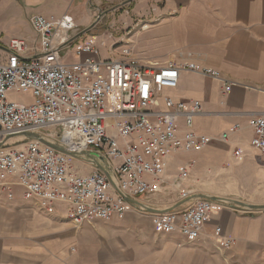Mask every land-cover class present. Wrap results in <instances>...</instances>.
I'll use <instances>...</instances> for the list:
<instances>
[{
  "label": "crops",
  "instance_id": "obj_1",
  "mask_svg": "<svg viewBox=\"0 0 264 264\" xmlns=\"http://www.w3.org/2000/svg\"><path fill=\"white\" fill-rule=\"evenodd\" d=\"M120 12L125 15L117 16ZM34 15L72 16L81 33L101 18L111 28L117 19L132 29L146 25L134 37L150 51L138 60L141 65L195 64L234 83L223 96L221 81L182 70L178 88L164 93L176 101L201 102L194 130L210 138L201 152L173 154L167 176L191 163L181 189L195 200H245L264 189V158L250 148L249 127L251 118L264 115V0H2L0 20L10 27L8 38L0 40L4 55L10 39L34 40L29 23ZM157 109H164L162 100ZM235 125L240 130L223 142L222 134ZM237 149L246 153L242 162L234 161ZM177 191L153 196L149 204L161 212L181 209L186 200ZM215 204L204 234L188 242L179 232L159 231L151 218L136 212L76 227L67 206L44 211L15 180L0 178V264H264V212ZM217 228L232 238L229 250L221 249Z\"/></svg>",
  "mask_w": 264,
  "mask_h": 264
},
{
  "label": "built area",
  "instance_id": "obj_2",
  "mask_svg": "<svg viewBox=\"0 0 264 264\" xmlns=\"http://www.w3.org/2000/svg\"><path fill=\"white\" fill-rule=\"evenodd\" d=\"M30 26L34 43L14 37L0 60V178L15 180L44 211L67 206L76 227L94 219L123 218L134 208L149 214L159 231L179 232L188 242L200 239L215 202L191 200L181 209L150 213L126 198L152 208L151 198L164 192L178 190L182 200L191 197L181 187L190 179L192 164L172 178L167 170L178 150L201 152L210 143L194 130L203 105L167 97L164 109H157L159 97L178 88L181 71L221 81L223 96L235 84L195 64L143 66L129 49L104 60L100 47L106 40L83 35L69 15H35ZM107 39L113 40V34ZM120 44L116 40L110 48L114 51ZM70 56L76 61L67 63ZM15 93L29 94L30 101L9 100ZM249 127L250 148L264 158V115L251 118ZM239 130L235 125L221 140L228 142ZM28 134H39L73 156L28 139ZM245 157L242 149L233 154L236 162ZM85 167L92 172L82 173ZM216 236L222 250L232 247V238L220 228Z\"/></svg>",
  "mask_w": 264,
  "mask_h": 264
},
{
  "label": "rangeland",
  "instance_id": "obj_3",
  "mask_svg": "<svg viewBox=\"0 0 264 264\" xmlns=\"http://www.w3.org/2000/svg\"><path fill=\"white\" fill-rule=\"evenodd\" d=\"M1 1L2 0H0V2ZM12 1L14 2V1H18V0H12ZM116 15L121 17L122 15H125V14L120 12V13H117ZM103 19L104 18H101L99 23H96V25H94L90 30H87L86 32L83 33V35H85V36L94 35V34L95 35H99L100 37H98V39H97L98 41L100 39H105L106 40V46L100 47V53H101V58L102 59L107 60V59L115 58L118 55L122 56L123 51L124 50H128V49L131 50L132 56L135 59H137V60H141L142 58H147L148 56H150V51H148L147 49H143V47L140 48L138 46L139 43H137L136 39L134 38L136 33L138 34L139 32H143L144 31V29L142 27L141 28L132 29V28H129L130 25L128 23H127V27H126L125 25H123V22L120 21V19L119 20L117 19V24H116L115 28H111V27L108 26V23H106L107 19H104V21H102ZM29 23H30V21H29ZM9 28H10L9 24H7L6 22H3V21L0 20V40L1 41H3V39H7L8 38V30H9ZM129 30L131 31V33H129ZM110 34H113V36H114L113 40L107 39V36L110 35ZM35 38H36V35H35ZM35 38H34V40H35ZM25 39H27V38H25ZM34 40H33V42L30 41V40L29 41L32 44V43H34ZM116 40L122 41V44L118 45L119 47L116 50L113 51L110 48V46ZM4 57H5V55L0 51V60L3 59ZM74 61H76L74 56H72V57L70 56L66 60L67 63H71V62H74ZM29 98H30V95L29 94H25V93H15V94L9 95V100H15V101H27V100L30 101ZM159 100L163 101V98L160 97ZM45 133H47V132H45ZM57 134L60 135L59 133H57ZM75 163H78V161H76ZM83 172H84V174L85 173H90V172H92V170L89 167H85L83 169ZM238 201H241V202L247 203V204H251V205H264V189L257 190L255 196H252V197L247 198L245 200H238ZM239 210L243 211L244 213L264 212V210L263 211H251V210H247V209H244V208H240ZM130 212H136L138 214L143 215L145 218H148V219L151 218V216L149 214L140 213V212H138V210H136L134 208ZM83 226H81V227H83Z\"/></svg>",
  "mask_w": 264,
  "mask_h": 264
},
{
  "label": "water",
  "instance_id": "obj_4",
  "mask_svg": "<svg viewBox=\"0 0 264 264\" xmlns=\"http://www.w3.org/2000/svg\"><path fill=\"white\" fill-rule=\"evenodd\" d=\"M25 137L28 138V139L37 140V141L41 142L44 145L52 147L53 149H55L56 151H58L60 153H63V154L69 155V156H73L72 154H70V153L66 152L65 150L61 149L60 147L55 146L54 144H51L50 142H47L39 134H28ZM107 175L109 177L108 173H107ZM197 198L201 199V200H211L212 202L225 203L227 205H230L233 208H239L240 207V208H244V209L251 210V211H263L264 210V205H251V204L243 203L241 201L234 200V199H229V198H212V197H208V196H201V197H197ZM126 200H127L128 203L140 206V207L148 210L151 213H162L161 211H158V210H155L153 208L147 207L144 204H142V203H140L138 201L132 200L130 198H126ZM191 200H195V197L184 201L183 204H185V203H187V202H189ZM171 210H173V209H170V210H167V211H171ZM167 211H164V212H167Z\"/></svg>",
  "mask_w": 264,
  "mask_h": 264
},
{
  "label": "bare ground",
  "instance_id": "obj_5",
  "mask_svg": "<svg viewBox=\"0 0 264 264\" xmlns=\"http://www.w3.org/2000/svg\"><path fill=\"white\" fill-rule=\"evenodd\" d=\"M166 91H168V90H166ZM166 91H165V92H166ZM170 91H171V90H170ZM165 92H164V93H165ZM164 93H163V95L161 96V97L163 98V103H164V99L167 98V97L164 96ZM159 98H160V97H159ZM168 98H170V97H168ZM172 99H173V98H172ZM173 100H174V99H173ZM159 101H160V100H158V102H159ZM175 101H176V100H175ZM176 102H180V101H176ZM163 107H164V105H163ZM195 118H196V117H195ZM194 121H195V120H194Z\"/></svg>",
  "mask_w": 264,
  "mask_h": 264
}]
</instances>
